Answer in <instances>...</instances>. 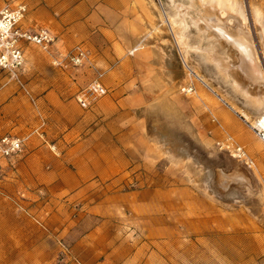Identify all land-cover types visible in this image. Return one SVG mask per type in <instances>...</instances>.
<instances>
[{
    "label": "crops",
    "instance_id": "obj_1",
    "mask_svg": "<svg viewBox=\"0 0 264 264\" xmlns=\"http://www.w3.org/2000/svg\"><path fill=\"white\" fill-rule=\"evenodd\" d=\"M182 1L186 0H169L173 11L167 15L173 27L184 21L188 28L189 22L177 5ZM16 3L27 6L25 28L49 29L57 40L54 54L26 46L23 79L35 102L0 69V133L27 138L22 154L5 166L0 178V222L14 229V234L6 230L4 240L14 242L15 256L22 258L53 259L59 247L55 245L49 252L44 246L50 239L53 243L63 239L61 250L65 256L67 252L69 264H167L165 249L151 250V240L141 238L130 243L126 237L116 236L114 217L109 216L111 207L102 213L106 217L98 216L100 205L83 202L84 206L77 208L85 195L104 189L96 185L98 182L128 172L138 160L139 150L149 152L150 140L140 113L144 101L139 82L145 74L138 68L144 70L151 63L149 58L145 62L141 59L145 56L141 51L144 35L152 31L156 15L151 0H0V7ZM169 16L177 23L173 24ZM77 45L90 51V59L78 76L66 71L71 66L52 63L54 57L63 58ZM165 56L158 54L159 64L161 59L165 62ZM44 68L53 69L52 73H44ZM99 75L110 92L86 108L76 94ZM227 78L223 77L230 80ZM213 111L222 128L234 133L241 143L257 142L228 109L213 106ZM39 193L62 199V215L47 210L50 215L40 220L39 204L24 197ZM176 199L172 204L182 206ZM159 206L166 210L167 198H160ZM84 216L88 221H82ZM87 222L92 228L83 227ZM189 222L187 225L194 226V220ZM194 246L184 249L176 239L174 264H252L245 249L232 255L229 244L216 256Z\"/></svg>",
    "mask_w": 264,
    "mask_h": 264
},
{
    "label": "rangeland",
    "instance_id": "obj_2",
    "mask_svg": "<svg viewBox=\"0 0 264 264\" xmlns=\"http://www.w3.org/2000/svg\"><path fill=\"white\" fill-rule=\"evenodd\" d=\"M239 1L244 5V27L250 32L264 76V35L253 18V7L264 14V0ZM193 3H177L181 14L189 22L185 35L190 36L187 39L191 44L216 46L215 50L224 61L230 81L219 77L216 68L198 58L199 53L191 52L186 58L183 57L177 38L180 26L173 27L167 15L171 3L169 0H151V9L156 14L155 22L152 21V31L144 35L146 40L141 50L145 54L141 59L145 62L149 58L151 63L144 70L138 68L145 74L139 82L144 101L140 113L150 140L149 152L147 149L144 152L139 150L136 154L138 160L128 172L110 181L98 182L96 185L104 186V189H95V192L85 195L77 208L84 206L83 202L100 205L102 210L98 216L101 217L111 207L109 216L114 217L112 228L116 230V236L126 237L130 243L138 242L141 238L151 240V250L160 249L163 252L165 249L167 264H174L176 239L179 240V247L183 244L184 249L191 248L194 243L195 249H207L215 256L229 244L232 255L234 251L245 249L248 261L264 264V154L261 158L258 156L264 152V141L250 127V124L259 125V113L231 85L236 81L255 95L264 93V80L254 81L249 77L238 50L221 38L213 26L208 25L214 19L221 18L226 29L233 33L242 23L240 16L231 13L223 15L205 0ZM164 15L167 16L166 21ZM158 54L166 55L165 62L161 59L159 64ZM84 66L66 68V71L78 76ZM51 70L43 69L44 73H52ZM200 75L203 76L200 77L203 83L195 79ZM191 82L195 84V91L186 93L184 87ZM213 106L228 109L255 137V143L242 142L255 158V167H248L218 148L216 140L222 136V129L212 122V117H217ZM242 111L251 116L248 122L241 115ZM225 130L241 143L234 133ZM170 188L182 190L168 191ZM24 197L39 204L37 213L40 220H46L52 213H56V216L63 213V200L57 196L53 199L51 195L39 193ZM160 198H167L166 210H160ZM174 198H178L176 201L182 202V206H174ZM24 218L30 219L28 216ZM190 219L194 220V226L187 225ZM82 221H88L87 216ZM90 222L83 224V227L92 228ZM26 228L30 227L24 226ZM6 230L14 234V229L0 222V264H69L70 260L66 261L67 256L61 250L65 244L63 239H57L55 243L50 239L44 246L49 252L55 245L59 247L53 259L46 256L22 258L15 256L12 248L14 242L4 240ZM66 250L70 254L67 240Z\"/></svg>",
    "mask_w": 264,
    "mask_h": 264
},
{
    "label": "built area",
    "instance_id": "obj_3",
    "mask_svg": "<svg viewBox=\"0 0 264 264\" xmlns=\"http://www.w3.org/2000/svg\"><path fill=\"white\" fill-rule=\"evenodd\" d=\"M27 12V6L24 3L5 4L0 7V69L9 73L10 77L17 82L20 89L35 102L23 79L26 65V46L33 45L46 53L54 54V45L57 39L49 29L39 28L32 30L25 28L23 21ZM89 59V49L83 45H77L63 55V58L54 57L52 63L55 66L78 68L85 65ZM191 75L194 76L195 74L191 73ZM195 79L203 83L199 77H195ZM184 91L186 93H193L195 91V84L193 82L188 83L184 87ZM107 94L108 89L103 85L101 75H99L86 87L80 89L76 94V98L82 106L87 108ZM262 121L264 122V118H262ZM212 122L222 129V136L216 140L218 148L228 152L248 167H255L256 160L246 146L240 143L230 132L223 129L217 117L213 116ZM250 127L264 141V129L253 128L251 124ZM26 140L27 138L25 137L11 133H0V178L4 173L5 166L9 165L14 158L22 154Z\"/></svg>",
    "mask_w": 264,
    "mask_h": 264
},
{
    "label": "bare ground",
    "instance_id": "obj_4",
    "mask_svg": "<svg viewBox=\"0 0 264 264\" xmlns=\"http://www.w3.org/2000/svg\"><path fill=\"white\" fill-rule=\"evenodd\" d=\"M173 1V0H172ZM186 1H190V4H194L193 2H197V0H186ZM199 1V0H198ZM207 3L212 4V6H215L216 8H218L223 15H227L228 13H231L234 16H240L241 18V24H239L238 29L233 33H230L227 29H226V25L225 23L220 19V18H216L214 19L212 22L208 23V25L211 27H214V31L221 37L224 38L227 42L231 43L236 50H238V52L240 53V56L242 58V61L244 62L245 68H246V73L249 77H251L254 81H261L264 80V76H263V72H262V68L260 66V63L258 61L257 58V54L255 52V47H254V43L252 40V37L250 35V32L248 30L245 29V21L243 20L244 18V14H245V10H244V5H242L241 1L239 0H205ZM174 3V2H173ZM209 4V5H210ZM175 5V4H172ZM176 6V5H175ZM173 7V6H172ZM177 9V8H175ZM171 10V9H170ZM173 11V10H171ZM176 12V11H175ZM176 14V13H175ZM174 14V15H175ZM177 14H179L177 12ZM221 14V13H220ZM171 15V14H170ZM173 15V13H172ZM173 15V16H174ZM209 15V14H208ZM192 16V15H191ZM171 19V22L173 24L177 23L176 18H173L172 16H169ZM179 18V17H178ZM253 18L255 20V23L261 27L262 31H263V35H264V14L263 12L257 8V7H253ZM196 19V18H195ZM192 20V19H191ZM181 21V20H180ZM186 21V20H185ZM184 22V21H183ZM182 23H177L179 24V26H181V30L178 31V36L180 39V43L183 47L182 51H183V55L185 56V58L191 53V52H196L197 54L199 53L200 56L198 58H202V61L204 60L205 62L209 63L208 65H212V67L216 68V73L219 75V77H228V71L225 69L224 64L222 62V59H220L215 50V45H209V46H200V45H195L194 42L193 44L190 43L189 41V37H187L185 35L186 30L188 29L185 24ZM193 22V20H192ZM195 22V21H194ZM185 23V22H184ZM194 24V23H193ZM195 25V24H194ZM200 27V26H199ZM233 28V27H232ZM210 30H208L209 32ZM202 32H204L206 34L205 31L202 30ZM207 32V33H208ZM201 33V31H200ZM204 34V35H205ZM215 35V34H214ZM192 37V36H191ZM201 37V36H200ZM214 38L216 36H213ZM189 38V39H187ZM205 38V36H204ZM203 38V39H204ZM201 39V40H203ZM216 39L218 40V38L216 37ZM200 40V43L202 42ZM210 40V39H209ZM213 40V39H212ZM211 40V41H212ZM204 41V40H203ZM214 41V40H213ZM222 41H224L222 39ZM192 42V41H191ZM197 43V42H196ZM204 43V42H203ZM208 43V42H207ZM212 43V42H211ZM215 44V42L213 43ZM218 44V43H217ZM228 44V43H227ZM203 45V44H202ZM231 45V46H232ZM232 48V47H231ZM234 49V48H233ZM235 50V51H236ZM239 56V55H238ZM224 59V58H223ZM219 62L221 64H219ZM223 64V65H222ZM238 68V67H237ZM243 74V73H242ZM261 74V75H260ZM244 75V74H243ZM257 76V77H255ZM260 76V77H259ZM198 77V76H197ZM203 77V76H199ZM230 81V80H228ZM262 82V81H261ZM259 83V82H258ZM233 90L238 93L241 92L245 98L247 103L254 108L255 110L258 111V119L260 120L259 125L257 126H253L251 124V126L253 128H260V129H264V122L262 121V118H264V93H257L255 95H252L251 93H249L248 90L243 89V87L237 83L236 81H233L231 83ZM232 108V107H231ZM234 110V109H233ZM237 112V111H236ZM241 115L244 117V119H246L247 121H249L251 119V116L246 112V111H242Z\"/></svg>",
    "mask_w": 264,
    "mask_h": 264
}]
</instances>
